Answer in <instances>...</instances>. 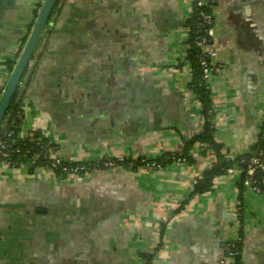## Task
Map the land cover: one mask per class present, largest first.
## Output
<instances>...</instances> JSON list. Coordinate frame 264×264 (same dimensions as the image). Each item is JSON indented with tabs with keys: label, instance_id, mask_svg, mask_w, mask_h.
Here are the masks:
<instances>
[{
	"label": "crops",
	"instance_id": "1",
	"mask_svg": "<svg viewBox=\"0 0 264 264\" xmlns=\"http://www.w3.org/2000/svg\"><path fill=\"white\" fill-rule=\"evenodd\" d=\"M212 43L214 136L228 160L260 137L264 0H220ZM43 0H0V87ZM190 0H66L26 80L23 131L40 132L64 160L156 159L183 149L205 118L187 60ZM258 113V114H259ZM259 117V118H258ZM205 151V152H204ZM192 162L98 169L61 179L0 167V264H222L239 238V166L191 195L216 161L196 143ZM242 264H264V190L243 193ZM230 248V247H229Z\"/></svg>",
	"mask_w": 264,
	"mask_h": 264
},
{
	"label": "trees",
	"instance_id": "2",
	"mask_svg": "<svg viewBox=\"0 0 264 264\" xmlns=\"http://www.w3.org/2000/svg\"><path fill=\"white\" fill-rule=\"evenodd\" d=\"M196 12L195 14L190 17L186 25L188 27H191L192 32L189 33V43L191 44L190 49L188 50V56L187 60L190 61L193 65V71L194 76L191 82L192 84H195V88H193V91L197 94L201 105H202V112L203 116L205 118V123L203 130L200 131L198 134L190 138L188 141H186L185 146L182 150L178 152L168 153L162 157L152 159L145 156H140L136 158H128L126 159V162L129 161H135L136 167L140 165H146L147 163H156L160 166L164 167L169 163L172 162H178V161H184V162H192L194 161L192 156L189 154L190 149L196 144H204L207 145V150L213 151L216 156V161L213 163V165L206 169L202 176H200L193 188V192L191 195L195 196L196 194L204 193L206 191H209L212 189V186L214 184V180L217 176L225 174L231 167L238 165V166H244L246 167L247 164L242 161H246L250 158V153H244L242 154L236 161L228 160L222 153V145L216 141V138L214 136L215 133V126L212 122L213 117V110H212V99H211V92L209 86L203 82L202 80V72L201 68L197 62L196 55L200 51L199 48L193 44L194 36H195V30H196V23H200L201 20H198L199 13L201 11L209 12L211 11V7L209 6H198L197 0H194ZM201 34H203V30L201 31ZM5 64L8 66V68L11 70L13 68V65L15 64V60L13 59H7ZM20 110V109H19ZM24 118L23 111L20 110V112H17L13 120L10 124V126L2 131V135L0 137H3L8 141V143L11 145V147H19L22 149V152L16 153L13 156L12 161L17 165L18 163H30L31 161H35L34 165H31L30 169L35 170V168L39 166H46L49 164V160L47 158H44L43 156L34 159V156L36 153H39L42 148L47 149L52 147L53 145L40 133L35 132L34 134L28 135L24 138L19 136V132L22 130V120ZM260 137L258 142L255 144V146L250 150L252 153H258L261 150H264V121L260 124ZM29 151V152H27ZM205 152V151H204ZM92 165L94 164L91 162ZM126 166V164H123ZM0 166H1V160H0ZM246 178V173H241V179L239 182V190L241 191L240 194V201H239V221H240V230H239V238L233 243L232 249L234 251L233 259L236 264H242V244H243V193L245 184L244 180ZM257 178L260 182V185H262V188L264 190V172H260L257 175Z\"/></svg>",
	"mask_w": 264,
	"mask_h": 264
},
{
	"label": "built area",
	"instance_id": "3",
	"mask_svg": "<svg viewBox=\"0 0 264 264\" xmlns=\"http://www.w3.org/2000/svg\"><path fill=\"white\" fill-rule=\"evenodd\" d=\"M220 0H197L198 6H209L211 7V11L204 12L201 11L199 13V18L201 22L196 23V30H195V36L193 44L196 45L199 48V52L196 55L197 62L201 68L202 72V80L208 85L209 79L213 75H222L224 73V65L218 61V51L214 48L212 43V38L214 36V27H215V9H217L218 4ZM190 17H192L195 12V4L194 0H190ZM203 30V34H201V31ZM192 32L191 27H188V34ZM191 44L189 43L187 48L190 49ZM186 57L188 56V51L186 52ZM3 84L0 87V92L4 87L5 81H2ZM193 88H195V84H192ZM194 92V91H193ZM194 94L197 96V94L194 92ZM198 97V96H197ZM24 115V114H23ZM260 120L262 123L264 121V99L262 101V105L260 106ZM24 119V118H23ZM2 135V134H1ZM19 136L24 138L28 136L23 131V120H22V130L19 132ZM22 152V149L19 147H11V145L8 143L6 139L3 137H0V160H1V166L7 165L8 167H15V163L12 161L13 156L16 153ZM29 152V151H27ZM250 153V158L245 162L247 164L246 167L239 166L240 172L246 173V178L244 180V184L246 188L252 189L257 193H262L263 188L262 185H260V182L257 178L258 173L264 172V150H261L258 153ZM43 156L44 158H47L49 160V164L46 166H39L35 169H46L47 171L58 175L61 179H72L77 178L79 180L84 179L87 175H90L94 173L98 169H105V170H111L116 171L118 169H129V170H135V169H154V168H161L159 164L156 163H147L146 165H140L136 167L135 161H129L126 162V159L128 157L124 156H118V157H105L102 159H99L92 165L91 162H73V161H66L64 158H62L58 152H56L53 147L43 149L36 153L34 156V159H37L39 157ZM184 161H178V163H183ZM35 161H31L30 163H18V166L24 165L27 167H31V165H34ZM123 164H126L124 166ZM0 166V167H1ZM264 184V179H263ZM235 217L237 219V222H239V202L236 207ZM240 225V222H239ZM238 240V239H237ZM235 242V241H234ZM231 243V247L233 246V243ZM234 251L232 252V256L228 260H223L222 264H236L233 256Z\"/></svg>",
	"mask_w": 264,
	"mask_h": 264
},
{
	"label": "water",
	"instance_id": "4",
	"mask_svg": "<svg viewBox=\"0 0 264 264\" xmlns=\"http://www.w3.org/2000/svg\"><path fill=\"white\" fill-rule=\"evenodd\" d=\"M65 1L43 0L41 7L37 11L29 36L21 53L16 57V62L10 70L4 87L0 92V135L3 130H6L10 126L14 115L22 110L21 106L26 94V80L34 68L35 62L33 60L36 57V52L46 29L56 20L57 14L62 9ZM220 3L221 1L218 5ZM3 62H6V60ZM252 112L260 116L259 108ZM225 246L226 250H228L227 257H231L233 252L231 244L229 245L230 248L227 244Z\"/></svg>",
	"mask_w": 264,
	"mask_h": 264
},
{
	"label": "flooded vegetation",
	"instance_id": "5",
	"mask_svg": "<svg viewBox=\"0 0 264 264\" xmlns=\"http://www.w3.org/2000/svg\"><path fill=\"white\" fill-rule=\"evenodd\" d=\"M41 7V5L39 6V7H36L37 9H36V13H35V16H36V14H37V11H38V9ZM59 14V13H58ZM58 14H57V17H58ZM57 17H56V19H57ZM35 18V17H34ZM34 20V19H33ZM32 27V26H31ZM49 27V26H48ZM30 30H31V28L29 29H26V32H25V34H24V36L20 39V43H19V45H18V48H17V50H16V54H15V56L13 57V58H10V59H14L15 60V62H16V57L19 55V53H21V50H22V48H23V46H24V44H25V42H26V40H27V38H28V36H29V33H30ZM46 32V31H45ZM44 35H45V33H44Z\"/></svg>",
	"mask_w": 264,
	"mask_h": 264
}]
</instances>
